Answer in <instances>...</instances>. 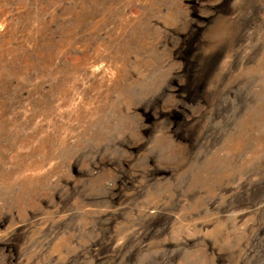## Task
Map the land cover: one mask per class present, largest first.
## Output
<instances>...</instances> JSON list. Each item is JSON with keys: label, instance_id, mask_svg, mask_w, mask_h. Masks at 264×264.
Instances as JSON below:
<instances>
[{"label": "rangeland", "instance_id": "1", "mask_svg": "<svg viewBox=\"0 0 264 264\" xmlns=\"http://www.w3.org/2000/svg\"><path fill=\"white\" fill-rule=\"evenodd\" d=\"M0 264H264V0H0Z\"/></svg>", "mask_w": 264, "mask_h": 264}]
</instances>
